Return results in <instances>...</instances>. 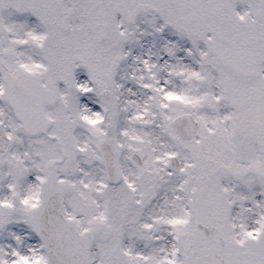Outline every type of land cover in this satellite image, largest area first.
Masks as SVG:
<instances>
[{
  "label": "snow or ice",
  "instance_id": "obj_1",
  "mask_svg": "<svg viewBox=\"0 0 264 264\" xmlns=\"http://www.w3.org/2000/svg\"><path fill=\"white\" fill-rule=\"evenodd\" d=\"M0 264H264V0H0Z\"/></svg>",
  "mask_w": 264,
  "mask_h": 264
}]
</instances>
